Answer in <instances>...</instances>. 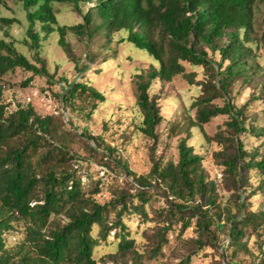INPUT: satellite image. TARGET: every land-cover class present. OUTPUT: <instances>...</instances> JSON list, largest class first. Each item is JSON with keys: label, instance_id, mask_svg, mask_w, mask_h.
Instances as JSON below:
<instances>
[{"label": "trees", "instance_id": "1", "mask_svg": "<svg viewBox=\"0 0 264 264\" xmlns=\"http://www.w3.org/2000/svg\"><path fill=\"white\" fill-rule=\"evenodd\" d=\"M7 1L0 0V5L7 6ZM19 1L26 20L22 39L9 34L19 20L0 17V264H148L162 254L170 234L182 239L189 229L194 236L183 241L186 252L175 264H190L193 255L208 248L213 260L206 264H264V209H253L250 202L252 196L264 195V151L258 147L248 151L242 140L249 133L264 134V127L248 124L250 102L238 106L232 100L237 86L257 88L251 93L252 101H258L264 91L258 54L264 49V13L259 36L254 29L255 5L264 0ZM54 2L70 5L81 21L60 24ZM99 31L108 42L113 33L122 32L120 41L146 51L157 62L134 74L137 128L153 143L162 114L159 96L149 92L152 81L182 77L187 84L199 86L190 104L194 116L177 142L176 159L152 158L149 171L137 174L117 158L131 177L130 187H110L111 198L105 202L95 197L100 181L82 171L80 157L70 147L76 136L70 127L72 118L90 119L105 100L103 92L83 75L78 80L61 76L58 97L68 121L40 115L31 105L9 111L2 101V78L17 68L30 73L23 86L34 77L54 82L41 55L43 44L53 37L74 69L86 70L87 64L78 62L66 36L72 32L90 40ZM186 65L202 69L203 79L196 81V71ZM217 116H226L225 129L208 136L204 125ZM192 127L218 146L212 155L230 192L224 201L217 182L205 172L202 155L188 143ZM80 135L94 139L85 132ZM106 149L114 150L109 145ZM159 200L163 204L150 215L146 205ZM131 215L139 218L138 225L152 223L149 231L143 230L142 246L125 221ZM110 232L114 250L97 260L94 248L106 243ZM6 234L16 236L13 243L7 242ZM252 236L258 253L249 246ZM221 240L224 248L218 252Z\"/></svg>", "mask_w": 264, "mask_h": 264}, {"label": "rangeland", "instance_id": "2", "mask_svg": "<svg viewBox=\"0 0 264 264\" xmlns=\"http://www.w3.org/2000/svg\"><path fill=\"white\" fill-rule=\"evenodd\" d=\"M53 5L60 24L73 25L81 21L80 17L72 11L70 5L58 2H54ZM263 13L264 3L257 2L254 10L256 36H259L262 30ZM0 17H16L19 23H15L9 28L10 37L16 40L24 37L26 20L19 0H8L7 6L0 5ZM94 22L98 23L99 20L96 19ZM0 35H2L1 31ZM121 35H123L122 32L113 33L111 41L108 42L103 31L95 33L90 40L86 36L68 32L66 39L71 45L73 54L80 64L86 63L88 66L81 73L74 69L73 63L67 60L57 40L53 37L43 44L41 55L47 61L50 73L54 74V82H50L45 77H34L27 86H23L22 83L30 73L19 68L7 73L2 78V101L7 105L9 111L17 105H31L38 114H53L63 121L68 120L67 110L65 111L63 103L58 97L63 83L59 80L61 76L67 77L68 80H78L83 75L84 79L93 87L104 93L105 100L98 104L90 119L86 120L78 115L72 118V126L68 125L76 133L70 147L72 153L80 157L78 161L82 171H88L96 181H100V192L95 196L100 202L111 198L110 187H130L128 181H131V177L119 167L117 158L125 161L128 168L137 174L149 171L152 158L162 161L176 159V145L178 140L186 135L183 128L194 116V110L190 108V104L192 99L198 95L199 88L196 83L187 84L182 77H175L170 82L152 81L149 92L159 96L162 121L156 127L157 140L153 143L145 138L137 128L140 123V115L136 106L134 74L137 70L147 68L150 64L157 65V62L146 51L134 47L127 41H120ZM17 46L29 55L26 49L20 45ZM258 54L264 69V49L260 48ZM186 68L189 71H196V81L203 79L202 69L190 68L188 65ZM254 89L257 88L237 86L238 92H234L232 100L238 106L250 102L247 112L250 116L248 124L253 122L258 127H264V91L258 94L260 95L258 101H252L249 99ZM217 102L221 103L220 100ZM226 120V116H217L211 119L204 125L207 135L212 137L218 130L225 129L224 122ZM81 132L90 134L94 139L88 140L85 136L80 135ZM190 132L192 135L188 139V143L202 155L205 172L217 182L222 201L226 200L230 192L225 190V182H221V167L215 163L212 155L213 151L218 148L217 144L207 142L198 128L192 127ZM242 140L248 151L254 147L264 151V134L249 133L242 135ZM106 145L112 147L113 152L108 151ZM251 179L255 181L256 178L252 177ZM255 183L252 182L254 185ZM250 202L253 209H264V195L256 194L250 198ZM162 204V200L154 201L152 204L146 205V210L151 215L152 210ZM138 220L139 218L131 215L126 217L125 221H127L139 246H142L143 230L149 231L152 223L139 222L138 225ZM193 236L192 229H189L182 239H177L175 234H170L169 243L163 248L162 254L156 260L147 263H177L186 252L183 241ZM5 237L8 243H13L16 238L15 235L10 234H6ZM112 237L113 232H110L107 242H101L94 248V257L97 260L114 250ZM221 238L225 245L227 239L224 236ZM220 243L218 252L224 248L222 240ZM249 246L255 253H258L254 236L249 239ZM261 251H264V236ZM214 253L216 256V252ZM241 258H244L243 261L249 260L248 256H241ZM218 259L220 260V258ZM212 260L213 253L208 248L193 255L190 264H206ZM238 264L245 263L239 261Z\"/></svg>", "mask_w": 264, "mask_h": 264}]
</instances>
